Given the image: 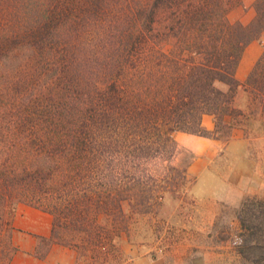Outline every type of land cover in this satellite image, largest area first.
<instances>
[{
    "label": "trees",
    "instance_id": "1",
    "mask_svg": "<svg viewBox=\"0 0 264 264\" xmlns=\"http://www.w3.org/2000/svg\"><path fill=\"white\" fill-rule=\"evenodd\" d=\"M243 2L0 0V209L19 191L29 201L40 190L60 196L36 207L54 218L42 241L77 248L62 232L78 233L100 257L105 215L122 214L127 201L149 212L156 189H139L135 170L175 155L177 132L225 140L239 126L253 132L264 119V53L245 82L236 71L245 48L264 41V0L250 22L231 21ZM95 28L105 31L98 71L84 42ZM206 114L213 134L202 126ZM239 220V255L264 264V202ZM9 244L1 264L17 251L11 236Z\"/></svg>",
    "mask_w": 264,
    "mask_h": 264
},
{
    "label": "rangeland",
    "instance_id": "2",
    "mask_svg": "<svg viewBox=\"0 0 264 264\" xmlns=\"http://www.w3.org/2000/svg\"><path fill=\"white\" fill-rule=\"evenodd\" d=\"M255 1L244 0L242 6L231 13V21L250 22L255 16ZM99 30L102 29L88 32L84 40L89 47V66L97 71L105 64V31L101 33ZM96 76L92 78L96 79ZM247 103L248 97L239 91L237 106L245 108ZM259 132L260 124L257 123L252 134L258 135ZM250 153L256 160L264 156L263 143L254 141ZM192 159L191 152L179 148L175 155L150 159L135 170L134 176L142 180L139 189L142 186L147 190L150 187L156 189V196L150 201L148 213H144L143 204L133 206L135 201H127L122 203V214L105 215V250L101 251L100 257L93 258L97 254L92 255L90 250L83 248V235L62 232L64 238L72 239L77 246L71 248L75 255L74 264H250L239 255L243 250L239 247L243 233L239 216L245 207H258L264 202V178L251 185L252 190H231L233 185L229 179L236 177L237 170L245 166L236 157L226 155L214 165L215 171L209 179L197 185V181L189 178L186 172ZM261 161L264 163L263 158ZM129 176L126 174L124 182ZM222 181L226 182L224 187ZM40 192V196L29 201L21 199L26 193L19 191L8 198L7 209H0L4 214L0 217V259L2 250L10 247L13 234L11 212L13 214L20 200L39 208L63 201L60 196L46 197L48 192L45 190ZM39 197L42 199H37ZM47 249V243L43 242L39 250L44 252Z\"/></svg>",
    "mask_w": 264,
    "mask_h": 264
},
{
    "label": "crops",
    "instance_id": "3",
    "mask_svg": "<svg viewBox=\"0 0 264 264\" xmlns=\"http://www.w3.org/2000/svg\"><path fill=\"white\" fill-rule=\"evenodd\" d=\"M263 53L264 41H254L245 48L236 71L238 81H246ZM202 126L205 131L213 134L216 127L214 117L203 115ZM174 139L179 148L193 154L186 172L189 178L197 181V185L209 179L215 171L214 165L226 155L236 157L245 166L244 169L237 170L236 177L229 179L230 185H233L231 190H252L253 187L250 186L264 178V163L261 161L264 156L261 155L256 160L250 153L254 141H261L264 145V119L258 135H253L251 129L247 131L239 126L233 129L228 140L183 132H177ZM221 183L224 187L226 182ZM53 222L54 218L50 213L28 204H18L12 220V242L17 251L9 264H74L75 255L69 247L52 244L44 252L39 250L42 240L51 237Z\"/></svg>",
    "mask_w": 264,
    "mask_h": 264
}]
</instances>
